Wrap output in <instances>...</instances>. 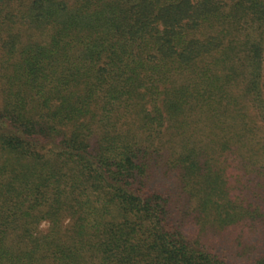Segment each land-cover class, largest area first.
<instances>
[{
  "label": "trees",
  "instance_id": "trees-1",
  "mask_svg": "<svg viewBox=\"0 0 264 264\" xmlns=\"http://www.w3.org/2000/svg\"><path fill=\"white\" fill-rule=\"evenodd\" d=\"M250 232L264 0H0V264H264Z\"/></svg>",
  "mask_w": 264,
  "mask_h": 264
},
{
  "label": "rangeland",
  "instance_id": "rangeland-1",
  "mask_svg": "<svg viewBox=\"0 0 264 264\" xmlns=\"http://www.w3.org/2000/svg\"><path fill=\"white\" fill-rule=\"evenodd\" d=\"M47 228V223H42L39 226V229L41 231H44ZM238 235V231L236 230L235 233H232L231 236H227V245L226 247L228 248V252H230L231 254L234 252H239V248L236 247V243H233V245H230L232 243H230L231 241H233L232 239L234 237H236ZM242 240L243 241V245H244V251L240 257V261L241 260H247L250 259V256H252L253 253H258V252H263L264 251V236L262 235H256V233H248L246 235H242ZM252 248V249H251Z\"/></svg>",
  "mask_w": 264,
  "mask_h": 264
}]
</instances>
